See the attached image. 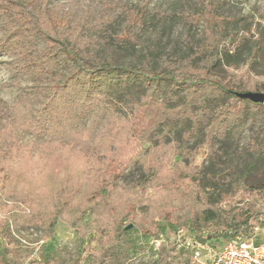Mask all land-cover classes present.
Here are the masks:
<instances>
[{
	"label": "trees",
	"instance_id": "obj_1",
	"mask_svg": "<svg viewBox=\"0 0 264 264\" xmlns=\"http://www.w3.org/2000/svg\"><path fill=\"white\" fill-rule=\"evenodd\" d=\"M221 1L156 11L0 0V67L31 81L2 85L19 93L10 106L0 101V264H59L52 246L17 253L13 234L28 229L77 231L73 264H113L115 240L134 233L146 240L186 231L214 244L254 230L264 181L210 171L197 163L200 143L187 145L201 134L210 159L225 163L217 144L247 103L264 108L238 96L264 93V11L255 40L247 30L227 45ZM108 76L118 93L98 92ZM172 121L184 124L178 138L153 143ZM136 165L139 175L124 184Z\"/></svg>",
	"mask_w": 264,
	"mask_h": 264
},
{
	"label": "rangeland",
	"instance_id": "obj_2",
	"mask_svg": "<svg viewBox=\"0 0 264 264\" xmlns=\"http://www.w3.org/2000/svg\"><path fill=\"white\" fill-rule=\"evenodd\" d=\"M61 3L70 6L77 4L83 9L87 7H100L106 1L115 3H124L128 6L147 4L150 10L170 11L178 5L179 0H59ZM264 11V0H222L219 7V13L225 17L221 35L225 44L230 45L242 37L243 33L251 30L256 39L257 32L262 31L261 12ZM202 24L194 31L196 38L202 36ZM183 33L181 24L173 27L172 38L176 39ZM248 51L244 50L247 55ZM0 59H5L0 55ZM257 71L264 74V62L257 66ZM19 83L20 87H26L31 84L27 76L15 77L9 70L0 67V101L5 106H10L18 96L19 88H2L6 83ZM98 92L109 91L118 93L120 87L109 76L103 79L102 84L97 88ZM165 94H161L162 99ZM1 110V106H0ZM184 128L183 122L172 121L164 124L153 137V143L160 141L163 136H169L177 139ZM203 142L202 135L193 136L187 145L191 146L200 143V149L197 155V163L203 165L210 171H219L228 169L229 173L236 178L246 180L248 184H254L264 181V108L253 107L247 103L246 110L233 127L231 134L227 135L217 147L222 148L226 154V161L214 163L210 159V152ZM148 147V144H145ZM263 148V150H262ZM224 163V164H223ZM140 167L136 165L130 168L123 179L124 184H128L132 178L139 175ZM254 230L249 233L255 235L256 240L264 243V215L259 222L253 224ZM185 236L182 241L185 242L194 238L189 232L184 231ZM167 234H173L167 231ZM48 232L28 229L13 234L14 249L21 256L29 254H39L41 250H46L52 246V257L59 264H73L78 255L79 243L78 232L66 225H60L56 232ZM53 237V239H52ZM156 238V237H153ZM152 238V239H153ZM170 238V237H169ZM141 240L137 234L121 236L115 240V261L113 264H193L190 259V252L184 248L177 250L171 242L164 244L159 250H156L150 243L152 240ZM170 241V240H168ZM88 261V260H87Z\"/></svg>",
	"mask_w": 264,
	"mask_h": 264
},
{
	"label": "built area",
	"instance_id": "obj_3",
	"mask_svg": "<svg viewBox=\"0 0 264 264\" xmlns=\"http://www.w3.org/2000/svg\"><path fill=\"white\" fill-rule=\"evenodd\" d=\"M170 235L162 233L151 238L150 243L156 250L168 242L174 244L177 250L184 248L190 252L193 264H264V243L257 241L251 233H241L214 244L201 243L196 238L182 241L185 236L183 231Z\"/></svg>",
	"mask_w": 264,
	"mask_h": 264
},
{
	"label": "water",
	"instance_id": "obj_4",
	"mask_svg": "<svg viewBox=\"0 0 264 264\" xmlns=\"http://www.w3.org/2000/svg\"><path fill=\"white\" fill-rule=\"evenodd\" d=\"M240 98L248 99L253 103L264 104V93L246 92L238 94Z\"/></svg>",
	"mask_w": 264,
	"mask_h": 264
}]
</instances>
